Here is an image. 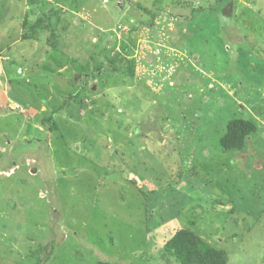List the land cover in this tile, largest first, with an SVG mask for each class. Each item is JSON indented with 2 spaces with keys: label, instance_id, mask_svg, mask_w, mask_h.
<instances>
[{
  "label": "rangeland",
  "instance_id": "374dc122",
  "mask_svg": "<svg viewBox=\"0 0 264 264\" xmlns=\"http://www.w3.org/2000/svg\"><path fill=\"white\" fill-rule=\"evenodd\" d=\"M179 228L264 264V0H0V264H179Z\"/></svg>",
  "mask_w": 264,
  "mask_h": 264
},
{
  "label": "trees",
  "instance_id": "16d2710c",
  "mask_svg": "<svg viewBox=\"0 0 264 264\" xmlns=\"http://www.w3.org/2000/svg\"><path fill=\"white\" fill-rule=\"evenodd\" d=\"M29 2L32 4V0H29ZM202 10L203 9H200V11L198 12H202ZM56 12L57 11H55L54 13ZM44 19L45 17H43L42 19L39 18L37 19L34 25L28 26V29H30L31 33H34L35 31H37L38 33L42 30H46L49 28L48 25L45 26L43 24ZM22 23H24V26L26 27L27 21L25 20ZM24 26L22 25V27ZM31 33H29L28 35L24 34L21 39H29ZM53 36L54 34L50 32V37L52 38ZM123 52H125L124 49ZM107 60V62L111 66L112 71L117 70L118 67H116V65H120L119 63H121L122 65V61L119 55H115L113 58H109ZM128 65V69L126 68V70L124 71H126L127 76L131 78L133 76L132 66H134V64L131 62V64L129 63ZM97 67V74L100 76L102 73L99 72L102 70V67ZM71 83L73 87H77L75 84H73L72 81ZM76 89L78 90H76L75 94H68L65 97V100L58 107V110L66 108L69 102L76 101V99L80 95L79 93L81 91V86ZM77 103L82 105L84 102L83 100H81ZM41 123L43 126H46L49 130L54 129L55 127V124L53 121H51V118L42 119ZM255 131L256 124L254 122L245 119H231L227 122L225 132L223 136L219 139V146L225 151H240L245 145L246 138H248L250 135H253ZM164 248L167 252H170L175 256L179 264H225L227 260V255L225 252L210 247L193 232L182 228H179L173 232V234L164 244Z\"/></svg>",
  "mask_w": 264,
  "mask_h": 264
},
{
  "label": "built area",
  "instance_id": "2783aa9c",
  "mask_svg": "<svg viewBox=\"0 0 264 264\" xmlns=\"http://www.w3.org/2000/svg\"><path fill=\"white\" fill-rule=\"evenodd\" d=\"M14 108H18L17 105H15Z\"/></svg>",
  "mask_w": 264,
  "mask_h": 264
}]
</instances>
